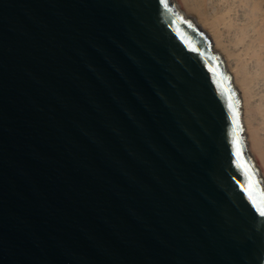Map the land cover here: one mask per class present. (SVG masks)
Here are the masks:
<instances>
[{
	"label": "water",
	"instance_id": "95a60500",
	"mask_svg": "<svg viewBox=\"0 0 264 264\" xmlns=\"http://www.w3.org/2000/svg\"><path fill=\"white\" fill-rule=\"evenodd\" d=\"M241 97L173 0H0V264H264Z\"/></svg>",
	"mask_w": 264,
	"mask_h": 264
},
{
	"label": "bare ground",
	"instance_id": "6f19581e",
	"mask_svg": "<svg viewBox=\"0 0 264 264\" xmlns=\"http://www.w3.org/2000/svg\"><path fill=\"white\" fill-rule=\"evenodd\" d=\"M211 37L241 97L249 159L264 183V0H173Z\"/></svg>",
	"mask_w": 264,
	"mask_h": 264
},
{
	"label": "snow or ice",
	"instance_id": "6c2138e0",
	"mask_svg": "<svg viewBox=\"0 0 264 264\" xmlns=\"http://www.w3.org/2000/svg\"><path fill=\"white\" fill-rule=\"evenodd\" d=\"M262 215H264V213H262Z\"/></svg>",
	"mask_w": 264,
	"mask_h": 264
}]
</instances>
